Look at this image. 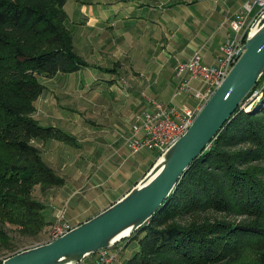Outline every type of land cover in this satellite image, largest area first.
I'll return each instance as SVG.
<instances>
[{"label":"trees","instance_id":"16d2710c","mask_svg":"<svg viewBox=\"0 0 264 264\" xmlns=\"http://www.w3.org/2000/svg\"><path fill=\"white\" fill-rule=\"evenodd\" d=\"M66 2L0 0V250H14L10 231L48 235L52 221L34 190L64 183L37 143L64 134L34 116L42 78L109 70L76 49ZM263 81L264 72L255 88ZM262 92L251 110L238 107L148 222L124 239L136 240L124 264H264Z\"/></svg>","mask_w":264,"mask_h":264},{"label":"crops","instance_id":"0c3cea01","mask_svg":"<svg viewBox=\"0 0 264 264\" xmlns=\"http://www.w3.org/2000/svg\"><path fill=\"white\" fill-rule=\"evenodd\" d=\"M83 1L69 0L71 12L75 15V21L69 22L73 25L75 47L86 61L96 63V66L112 62L114 73H120L114 68L120 62L128 63L132 70L139 71L137 74L141 78H128L122 73L109 78V83L115 79L122 84L114 90L124 95L122 104L125 108L135 107V112L147 108L148 94L176 107L195 106V99L186 92L172 99L177 83L175 64L177 60L189 58L195 51L199 52L203 63L216 64L221 55L220 47L233 35L230 23L244 2L91 0V8L85 10L77 7L78 2ZM115 2L118 4L114 5ZM147 76L153 78V83L144 86L142 81L143 78L147 80ZM200 84L199 79H192L194 87ZM144 92L147 93L146 99L141 98ZM134 113L125 123L115 119H94L93 123L77 120L74 125L77 137L88 143L87 146L79 145L80 152L74 154L77 156L75 161L71 157L73 162L78 161V166L61 168L50 157L48 160L44 157L64 178L61 186L45 191L48 221L51 222L54 212L65 204L66 216L72 225L87 220L123 196L151 167L158 157L156 151L139 155L142 149L131 154L125 142ZM87 157L93 159L92 164H88ZM127 252L128 260L132 254ZM81 262L98 264V253Z\"/></svg>","mask_w":264,"mask_h":264},{"label":"water","instance_id":"95a60500","mask_svg":"<svg viewBox=\"0 0 264 264\" xmlns=\"http://www.w3.org/2000/svg\"><path fill=\"white\" fill-rule=\"evenodd\" d=\"M264 72V9L250 27L233 65L187 130L123 196L61 236L5 257L0 264H77L128 238L154 215L190 164L210 145Z\"/></svg>","mask_w":264,"mask_h":264},{"label":"rangeland","instance_id":"374dc122","mask_svg":"<svg viewBox=\"0 0 264 264\" xmlns=\"http://www.w3.org/2000/svg\"><path fill=\"white\" fill-rule=\"evenodd\" d=\"M90 1L91 0H84L83 2H78L77 7L89 10L91 8V5L89 4ZM117 4L118 2L114 3V5ZM65 10L67 12V21L70 22L72 21V19H74L75 21V15L71 12L69 0H67L66 2ZM86 58H88V55H86ZM87 62L90 64L93 63L92 61ZM99 64L102 66H106L107 68H109V70L106 71L101 69L100 67H87L70 74L64 73L57 74L52 78H42V81L45 84V89L35 102L36 109L34 116L39 120L40 124L53 126L58 129L60 128L64 134H61V138H52L50 140L39 141L37 143L39 144V146L41 145L40 148L43 156L46 157L47 160L50 157L52 162L61 168L74 167V165L78 166V161L73 162L77 159V156H75L74 154L80 152L79 149L81 146L79 145H81L82 143L85 146L88 145L87 142H81V140H79L77 137L76 128L74 127L75 123H78L77 120L93 123L94 119H115L119 121V123L121 121L125 123L136 111L135 107L125 108V104H122L124 95L114 90V87H119V85L122 84H118L115 79L112 80L113 83H109V78H111L113 74L114 76H117L121 73L126 74L128 78L135 76L141 78L138 75L139 73L137 74V72L139 71L132 70L130 64L125 62H120L114 67L115 69L119 70L120 73H114V71H112V62H103ZM128 69L130 70V73L128 72ZM142 77H144V75ZM175 79L177 80L176 77ZM143 80L144 81H142V84L144 86L148 85L149 83H153L152 77L150 78L147 76V80H145L144 78ZM80 82H82V85L80 84ZM118 82L122 83V80L118 79ZM263 82L261 83V86L263 85ZM89 85H91V87L88 89ZM252 92L249 93L240 104V106L243 107L245 111L251 110L254 106L255 101L259 99H249ZM146 94L147 93H141V98L146 99ZM147 97L146 107H148L150 101H157V99L153 98L152 95L148 94ZM174 98L175 97L172 96V99ZM86 137L88 138V136ZM155 151L158 152L156 149H143L142 152H139V155H142L146 152H148L149 154H154ZM71 157L73 158V161ZM92 160L93 159L89 157L86 158L88 164H92ZM84 164L86 165V162H84ZM34 195L41 201L46 202L45 192L43 193L42 191H40L38 186L34 190ZM55 213L56 212H54L52 223L55 218ZM237 218L236 220H239V218ZM50 228L51 225L49 229ZM10 233L13 237V241H15L14 250H23L40 244V242L44 243L43 241H45L48 236L42 234L40 238H32L28 236L25 237L22 235H18L14 231H10ZM126 240L122 239L114 245V247H121V250H118L117 254H115V260L109 262L108 264H124L126 262L128 258L127 251H130L131 253V249L136 244L135 239L130 240L129 242ZM14 250H0V259L4 258L6 255L9 256L12 252H14ZM99 263L100 262L98 261V264ZM77 264L83 263L79 262Z\"/></svg>","mask_w":264,"mask_h":264},{"label":"built area","instance_id":"2783aa9c","mask_svg":"<svg viewBox=\"0 0 264 264\" xmlns=\"http://www.w3.org/2000/svg\"><path fill=\"white\" fill-rule=\"evenodd\" d=\"M263 9L264 0H244L235 19L230 23L233 35L220 47L221 55L216 64L203 63L198 51H195L187 59L177 60L174 75L178 82L173 97H179L186 92L195 99V106L176 107L153 100L150 101L146 109L135 112L131 133L125 138L131 154L142 149H156L159 156L187 130L201 106L227 75L238 49L245 42L251 25ZM192 79H199L201 81L200 86L194 87ZM263 87L264 82L262 86L254 88L253 92L251 91L252 94L249 99L260 98ZM66 210L65 204L56 211L47 239L43 242L61 236L74 226L68 220ZM115 258L116 255L108 256L102 252L99 264H108Z\"/></svg>","mask_w":264,"mask_h":264},{"label":"bare ground","instance_id":"6f19581e","mask_svg":"<svg viewBox=\"0 0 264 264\" xmlns=\"http://www.w3.org/2000/svg\"><path fill=\"white\" fill-rule=\"evenodd\" d=\"M119 242V241H118ZM116 242V243H118ZM115 243V244H116ZM112 247H114V245L110 246V247H107V248H103V249H100V250H106V251H96L98 253V261L100 262V255L102 254V252H104V254L110 256V255H113L115 256V254H117V251L118 250H121V247H116V249H113ZM95 253V252H94ZM93 254V253H92ZM91 255V254H90ZM89 256V255H88ZM86 256V257H88ZM85 257V258H86ZM114 261V260H113ZM81 262V261H80Z\"/></svg>","mask_w":264,"mask_h":264}]
</instances>
